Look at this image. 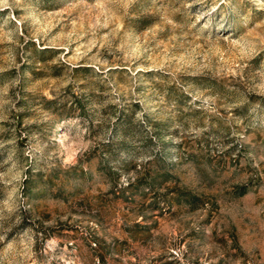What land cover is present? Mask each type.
Here are the masks:
<instances>
[{
	"label": "rangeland",
	"instance_id": "rangeland-1",
	"mask_svg": "<svg viewBox=\"0 0 264 264\" xmlns=\"http://www.w3.org/2000/svg\"><path fill=\"white\" fill-rule=\"evenodd\" d=\"M0 264H264V0H0Z\"/></svg>",
	"mask_w": 264,
	"mask_h": 264
}]
</instances>
